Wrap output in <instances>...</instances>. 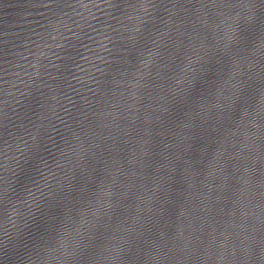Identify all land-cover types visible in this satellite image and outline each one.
<instances>
[{"label": "snow or ice", "instance_id": "obj_1", "mask_svg": "<svg viewBox=\"0 0 264 264\" xmlns=\"http://www.w3.org/2000/svg\"><path fill=\"white\" fill-rule=\"evenodd\" d=\"M252 22H253V23L264 22V14L253 16V18H252Z\"/></svg>", "mask_w": 264, "mask_h": 264}]
</instances>
